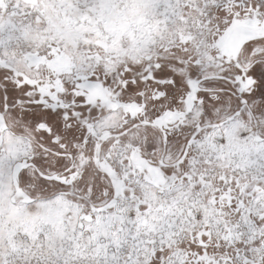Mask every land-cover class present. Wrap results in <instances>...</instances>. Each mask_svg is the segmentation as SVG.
<instances>
[{
  "label": "snow or ice",
  "instance_id": "1",
  "mask_svg": "<svg viewBox=\"0 0 264 264\" xmlns=\"http://www.w3.org/2000/svg\"><path fill=\"white\" fill-rule=\"evenodd\" d=\"M0 264H264V0H0Z\"/></svg>",
  "mask_w": 264,
  "mask_h": 264
}]
</instances>
